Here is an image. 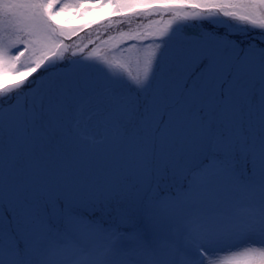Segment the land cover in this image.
Segmentation results:
<instances>
[{"label":"snow or ice","instance_id":"6c2138e0","mask_svg":"<svg viewBox=\"0 0 264 264\" xmlns=\"http://www.w3.org/2000/svg\"><path fill=\"white\" fill-rule=\"evenodd\" d=\"M221 253L264 264V0H0V264Z\"/></svg>","mask_w":264,"mask_h":264},{"label":"trees","instance_id":"16d2710c","mask_svg":"<svg viewBox=\"0 0 264 264\" xmlns=\"http://www.w3.org/2000/svg\"><path fill=\"white\" fill-rule=\"evenodd\" d=\"M107 14H108L107 5H105V7L102 9H94L92 13L88 14L87 18L91 19V18L104 17ZM60 18L63 24H65L66 26H73V27L82 25L85 20V17H80V16H76L75 18H73L71 11L62 13ZM151 20L155 21V23L149 25L148 21L145 20L139 29H137L135 24L132 25V28L134 30L147 31L148 36L145 37L146 39L153 38L157 34L156 30L163 28L167 24L168 17L156 15V16H152ZM117 22L118 21L115 20L111 22L113 31L110 32L109 35H115L116 31H118L117 29H115V24ZM108 26H109L108 24H101L99 28L93 27L90 31L83 28H78L76 34L74 35L67 34L65 37H63V41L65 44H72L74 40H79V38H81L82 42L79 44V47L86 48L85 54L91 53L94 56L107 58L115 61V58L113 57L114 54L111 51V49L114 47L115 42L114 41L105 42L106 37L104 36V33L107 30ZM93 41H95V43H93ZM75 46L76 45H73L74 48ZM93 49H95L94 52ZM145 51L148 50L145 49ZM133 64L126 63L125 66L126 68H128V70L132 71L133 74H135L138 68L135 67L132 68Z\"/></svg>","mask_w":264,"mask_h":264},{"label":"rangeland","instance_id":"374dc122","mask_svg":"<svg viewBox=\"0 0 264 264\" xmlns=\"http://www.w3.org/2000/svg\"><path fill=\"white\" fill-rule=\"evenodd\" d=\"M82 37V35H81ZM81 38H79V40H74V42L72 43V45H76V46H79V44L81 43ZM113 57L116 59H118L119 57L117 55H113ZM131 64H133V67L132 68H138L137 64L135 63V57H133L132 61L130 62ZM221 256V260L223 262V264H238V261L240 260L239 257H232V256H228L227 254L225 253H221L220 254Z\"/></svg>","mask_w":264,"mask_h":264}]
</instances>
